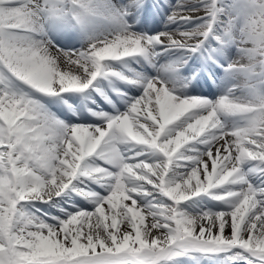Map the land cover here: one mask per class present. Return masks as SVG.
I'll return each instance as SVG.
<instances>
[{
    "label": "snow or ice",
    "instance_id": "snow-or-ice-1",
    "mask_svg": "<svg viewBox=\"0 0 264 264\" xmlns=\"http://www.w3.org/2000/svg\"><path fill=\"white\" fill-rule=\"evenodd\" d=\"M0 264H264V0H0Z\"/></svg>",
    "mask_w": 264,
    "mask_h": 264
},
{
    "label": "bare ground",
    "instance_id": "bare-ground-1",
    "mask_svg": "<svg viewBox=\"0 0 264 264\" xmlns=\"http://www.w3.org/2000/svg\"><path fill=\"white\" fill-rule=\"evenodd\" d=\"M234 59H238V57H235V56H234ZM205 91H206V92H207V91H215V89H208V88H206Z\"/></svg>",
    "mask_w": 264,
    "mask_h": 264
}]
</instances>
